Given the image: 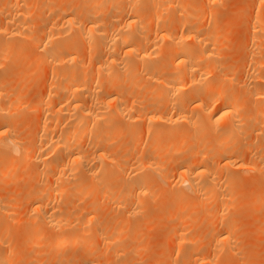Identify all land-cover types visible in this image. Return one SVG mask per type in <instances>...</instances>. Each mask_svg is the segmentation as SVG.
<instances>
[{
    "label": "bare ground",
    "instance_id": "6f19581e",
    "mask_svg": "<svg viewBox=\"0 0 264 264\" xmlns=\"http://www.w3.org/2000/svg\"><path fill=\"white\" fill-rule=\"evenodd\" d=\"M42 1H39L43 3L41 5L37 0L0 2V69L2 70L3 63L10 57L8 53L15 48L14 46L18 47L15 48L16 54H19L23 48L27 49L23 46L21 48L19 44L21 41L31 42L28 50L32 54L28 53L31 54L30 57L34 53V56L26 57L25 60L18 58L25 62L20 61V64L22 63L20 65L18 60L19 71L23 73L19 72L21 75L18 79L16 77L19 73H16L14 80L17 81L16 84L22 80L24 85L25 82H29L28 78H31L32 82L34 80L40 82L43 79V75L39 74L40 77L37 75L38 78L33 79L35 69L33 70V66L30 65L37 63L39 66L41 64V67L43 65L49 68L41 73L46 74L49 71V77L48 74L45 75L47 80L41 81L38 85L35 82L39 90L32 100L30 98L34 96L33 94L29 98L31 100L29 104H27L28 99L22 100L21 97L27 94L26 90L31 87L32 82L25 87L26 92L16 93L14 91L16 84L13 82L11 92L5 87L8 82L5 84L2 81L4 80L2 77L6 74L0 73V184L4 182L6 185L8 179L6 181L5 178L7 176L10 178L12 172H16L15 167L22 164L26 157L33 162L32 170L27 174L32 171L31 175L27 178V175L25 176L29 186L22 193L24 194L22 198L25 199L22 201L27 204L26 206L21 203L25 212L27 210V218L23 222L28 220L33 224L32 227L27 226L29 229L26 232L24 230L23 233L21 232L22 239L29 242L24 245V250L33 251L31 254L38 256L34 251L35 244L38 245L37 241L43 229L48 228L51 234L61 232V234L56 233V236L53 234L50 236L49 244L52 249L64 253L69 248L72 249L75 244L77 246L89 244V250L80 257L83 258L80 264H93V259L98 253L95 252L97 245L95 248L90 245L98 241V238L109 240L107 232L102 231V226L98 222L99 203H95L96 195L107 196V199L118 202L119 207L125 206L128 201H132V204L137 206L138 204L135 203H141V195L149 193L151 197L150 194L153 193L151 189V193L148 192L149 186H152L159 177L163 183L168 184L172 181L169 185L174 184L173 186L177 187L172 194L174 196L171 195L175 211L172 210L169 217L175 219L177 217V220L182 221L183 217L179 218L177 213L180 215L182 209L187 210L183 206L184 203L189 204L188 201L192 202V210L212 209V214L205 212L206 210L203 213L202 217H206L207 221H203L202 217L203 220L198 218L195 221L210 224L209 221L212 219V225H206L208 230H205L202 236L207 237V232L210 238L206 239L210 240L208 241L210 246H213L212 243L216 244L212 247L213 250L208 249L213 253L210 254L209 251L206 255H198L196 252L191 254L192 251H188L190 254H187V249L200 247L199 245L207 243V240L198 238L199 235L193 236V239L189 238L182 227L184 225L178 223L181 227L178 224L171 226L168 235L171 236L170 238L175 237L176 243L174 241L173 243L184 254L179 255L180 262L176 255L177 263L174 260L173 264L216 263L214 257L219 254L218 252L222 253L220 254L222 256L227 251L228 256H232L231 252L234 253L237 247L232 243L233 237L236 236L235 225L231 226V217L226 219L229 215L226 211L223 212L229 207L228 188L231 186L229 182L236 177V171L239 173L253 171L261 174L264 168V147L252 146L250 142L240 149L235 139L237 134L242 135L245 127L248 124L252 125L254 121L260 127L255 128L256 125H252H255L254 130L252 129L253 136L256 137L255 133L257 134L261 129L262 122L252 118L259 110H255L257 112H253L255 113L253 116L250 114L254 111V107L250 109L252 101L249 102V99L264 101L261 100L264 99V49L259 48L263 50L260 54L262 58L260 61L256 59V54L259 53L257 47L261 43L259 40L264 32V0H253V9L245 24L247 53L242 66L246 71L242 70L243 73L245 72L243 76L240 72L241 76L238 79L243 78L241 83L235 78L234 73L237 72L233 70L232 65L222 63L221 60H224L225 54L222 47L226 46L222 42H225L226 38L221 31L223 26L214 21L215 18L218 20V14L213 11L218 5V0H82L81 4L76 0L75 3L73 0ZM35 3L40 6L39 10L36 9L39 12L34 10L36 13L32 11ZM47 14L49 16L45 17L46 21L41 22V26L39 25L37 29L35 26L40 24V20ZM222 22L221 25L226 24L225 21ZM220 38L225 40L222 41ZM221 55L223 58L220 57ZM11 56L14 59L13 63L17 61L14 58L17 55ZM25 70L30 74L33 71L32 77L29 74L28 77L24 76L23 74L27 72ZM6 71L3 68L2 72ZM11 75L13 74L10 73ZM237 84V89L241 86L240 90H235ZM242 95L249 98L247 103L250 107L247 108L248 105L238 101ZM240 102L241 106L243 104V109L240 108ZM26 109L31 110V113L35 112L34 120H29L36 125L34 132L30 123V129L27 127V130L26 125L24 127L28 133L23 130L26 135L31 134L29 137L19 131L22 130L19 129V124L23 115L20 111L25 112ZM239 109L244 110L245 113L248 111L246 114L250 116L243 115L244 112ZM114 119L125 123L130 119L139 124L142 121L148 135V147L139 151L140 153L134 157L132 152H127V155L126 152L120 151L121 149L110 150L108 141L111 139L101 137L113 130L112 126L117 121ZM132 128L129 130L128 127L127 133L132 136V140H136L133 138H137V135L139 137V133L136 134L134 129L131 130ZM142 129L138 131L143 133ZM170 136L172 138L175 136L174 139H177L174 142L172 140L173 143L165 144V137ZM179 151H188L189 154L183 159L172 158L171 155H176ZM20 154H23L24 158L19 160L17 157ZM120 162L123 163L122 166H119ZM127 167L131 170L128 174L141 170L144 173L136 177H132L131 174V178L130 175L126 177ZM169 169L172 173L168 171ZM113 170L118 175H127L122 177L119 175L121 178L117 175L114 183L111 184L110 177L114 176ZM94 181H97L96 187L98 185L102 188L104 185L101 194L99 193L101 189L99 187H97L99 190L96 189ZM96 191L98 193H95ZM72 192H75L77 199H81L78 197L80 195L90 196L91 200L89 197L86 199H89L90 207L88 206L83 215L82 222L79 217L74 220L75 222L69 220L71 208L76 206L74 204L76 198H73ZM2 195L0 196V264H11L13 261L10 262L9 256L18 250H16L17 245H15L16 249H11L10 243L7 246L11 223L7 225L4 220L9 215L6 209L8 207L5 208L1 204ZM62 206L65 210H62ZM126 211H129V208ZM210 214L213 218L209 220L207 218ZM9 219L8 217L7 220ZM186 221L188 223L189 220H185L184 223ZM192 221L188 224H193ZM65 229L68 231H64ZM88 232H93L92 236L87 235L89 239L85 237ZM194 237L196 240L198 238L197 242ZM50 238L48 236V239ZM40 239L38 242L41 243ZM105 240L102 239V243ZM198 241L204 242L199 244ZM180 247L186 250H181ZM220 247L225 248L226 251ZM24 250H20V253ZM67 258L65 257L66 260ZM230 258L226 257L224 260ZM222 260L220 264H223Z\"/></svg>",
    "mask_w": 264,
    "mask_h": 264
},
{
    "label": "rangeland",
    "instance_id": "374dc122",
    "mask_svg": "<svg viewBox=\"0 0 264 264\" xmlns=\"http://www.w3.org/2000/svg\"><path fill=\"white\" fill-rule=\"evenodd\" d=\"M1 1L2 0H0V2ZM37 1H38V3H40L39 2L40 0H37ZM81 1L82 0H76V2H78V4L79 3L81 4ZM42 2H44V0ZM219 2L220 1L218 0V5H216L217 7L215 6L216 7L215 9L213 7L212 8L214 9L213 11L216 13V15L218 14V16H217L218 20H216V18H215L214 21L219 22V24L218 23L217 24L220 25L221 27L223 26L222 30L221 29H219V30L223 31L222 34H224L225 38H226V40L224 38H220V40L222 39V41L225 40V42H222V43L226 44V46H223L224 44L222 45L224 47V48L222 47V49H224L223 51L225 52L226 55L224 54V60L221 59V58L220 59L222 60V63H225V64L227 63L230 66L232 65L233 70H235V72H237V74L234 73V76H235V78L237 80H239L238 82L241 83V80H243V78L242 79H238V78H240L241 73H242V76H243V74L245 73V72L243 73L244 70L246 71L245 67L242 66V63L244 62V57H245V55L247 53V48L245 46V40H246V34H247L246 33L247 31L245 29L247 27L245 26V24L248 22L251 10L253 9V7H252L253 6L252 5L253 4V0H221V2L220 3ZM36 3L34 4V8L35 9L33 8L32 11H34L36 9H38V10L40 9V6H38ZM73 3H75V0H73ZM41 4H43V3H40V5ZM36 5L38 7H36ZM38 10H36V11H38ZM34 13H36V12L34 11ZM34 13L32 14L33 17H34ZM48 16H49V14L45 15L41 20L39 19L40 20V24H37V26H35V27L37 28V27H39V25L41 26V24L44 22V20L46 21V18ZM39 20H37V21H39ZM224 21L226 22V24H224V25L222 24L221 25V22L225 23ZM213 24L216 25L215 23H213ZM218 25H216V26L219 27ZM223 28H224V30H223ZM262 33H263V35L261 34L262 35L261 37L264 36V32H262ZM258 37H260V35ZM261 37H260V40L258 39L261 42V43H259V47H257L258 45L256 46L258 48L257 50H259V53L258 52H256V53H258L259 55L263 53L262 52L263 50H261L259 48L264 49L263 48L264 47L263 46L264 38L261 39ZM259 41H256V42H259ZM30 43H31L30 41H28V42L21 41L19 43L21 45V48H23V47L26 48L27 47V49H24V48H23V50L21 49L22 51H19V54L18 53L16 54L17 50L15 49V48H18V47L14 46L15 48L11 49L9 51V53H8V55L10 57H8L5 60V63H3L2 70L0 69V73L1 74L2 73H3V75L6 74L4 77H2V79H4L2 81L5 84H6V82H8V83L11 82V83H9V84L7 83V85H5L7 90H10L11 92L13 91L12 87H13V82H14L15 77H16L15 75H17L19 72L20 73L22 72V71H19L20 67L18 66V64H20V61H21L19 59H23L24 58V60H25L26 57L28 58L32 54V52L30 50H28V46L30 47ZM19 44H17V45H19ZM256 44L257 43H255V45ZM32 50H33V48H32ZM223 51H222V55H223ZM21 52H22V54H21ZM28 52L31 53V54H29ZM15 54L17 55V57H14V58L17 61H15L13 63L14 59L11 58L12 57L11 55L16 56ZM27 54H29V55L27 56ZM258 54H256V57H257L256 59L258 61H260L261 58H262V55L259 56ZM222 55L220 57H222ZM33 56H34V53H33ZM33 56H31V57H33ZM10 58H11V60H10ZM18 60H19V63H18ZM24 60H22V61L25 62ZM223 61H225V62H223ZM11 64H13V66ZM36 65H37V63L33 64V65H30L31 67L33 66V70L35 69L34 70L35 71L34 72L35 76L32 75L33 71L30 74V73H28V70H25L27 72H25L26 74L24 73L23 75L24 76L26 75V77H28L27 75L29 74L30 76L31 75L33 76V79L34 78L36 79L37 75L39 74L40 76L43 75L42 76L43 79L41 78L42 80H40V82L43 81V80H47L46 79L47 77L45 75L48 74L47 76L49 77V71L46 74H45V72L49 68L48 67L45 68L43 65L41 67V64H40V66L38 64L37 66L39 68L37 69ZM30 66L28 67V69L31 68ZM225 66H227V65H225ZM7 67H9V69ZM229 67H227V68H229ZM0 68H1V66H0ZM3 68H4V71L9 70L10 73L13 74V75L10 76V73L8 74L9 71L2 72ZM40 68H43V69H40ZM232 68L230 70L233 73L234 71L232 70ZM242 68H244V69H242ZM43 70H45V72H44V74H41L43 72ZM225 71H226V73L227 72L229 73L228 70H225ZM225 71H223V72L225 73ZM20 73L18 74L16 79L19 78V75H21ZM232 73H230V74H232ZM39 75H38V77H40ZM28 80H29V82H32V81H30L31 78L30 79L28 78ZM18 82H19L18 84H16L17 81L14 82L16 84V85L14 84L16 86L15 89H14L15 93L19 92V91H21V92L25 91V89H26L25 87H28V83H29L27 81V83L25 82L24 85H23L22 80L18 81ZM33 82H34V84H33ZM33 82L31 84V87L27 88V90H26L27 94L25 93L24 97H21L22 100H24V98L29 100V101H27L25 99L28 102L27 104H29V102L36 96V92H37V90H39V86H36V85H38L40 82L37 81V80L36 81L34 80ZM35 82H37V84ZM240 83H238V84H240ZM238 84H237L235 90H238V89L240 90L241 86H239V88L237 89ZM260 84H261V82H260ZM29 85H30V83H29ZM33 86H35V88ZM34 89L36 91H34ZM32 94L34 96H32ZM31 96H32V98H30ZM247 98L248 97L242 95L240 100L238 98V101H241L244 105H248L249 103H247L248 102ZM250 100L253 102L256 99H249V102H251ZM261 100H264V99H261ZM256 101H258V102H256ZM256 101H254L253 104H252V102L250 103L252 107L249 106L250 104L248 106H246V107L247 108L250 107V109L254 107L253 108L254 111H251L252 113H250V110H249V113L252 116H253V114H255L253 112H257L255 110H257V109L259 110L257 112V114H255V116L257 115V117L253 116L252 118H255V120L258 119L260 122H262V123H260L261 124V129L259 128L260 130L257 131V134L255 133L256 137L253 136V133H252V129L254 130L253 127L256 125L255 126V128H256L259 125L258 123H257L258 125L255 124V121H254V123H253V124H255L254 126H252L253 124L252 125L248 124L249 126L247 125L245 127L244 133H246V134H244V133L242 135L237 134L235 136V139L237 141L236 143L238 144V146H240V149H242V147L244 148V146L249 145L250 142H252V146H254V145L256 147L259 146L258 148H261V147L263 148L264 147V101L259 102L260 100H258V99ZM241 102H240V108L242 107V109H243V104L241 106ZM246 107H245V109H246ZM20 110H22V109H20ZM26 110L29 111L28 109H26ZM27 111H25V112L24 111H20L21 113H23V115L20 112L16 111V112H18V113H20L22 115L21 120H22L23 116L25 115L24 116V120H22V122L20 120L21 124H19V129L22 128V130H19L20 133H23L25 135H26V133H28L27 130L30 129V126H32L31 129H32L33 132H34V128L36 127L35 123L30 122V121L34 120L35 112H33L34 113V115H33V113H31L32 111L30 110L31 112L29 111V113H31V114L29 115V113ZM240 111L244 112V110L243 111L240 110ZM15 113H13V114H15ZM25 113H27V114H25ZM246 113L244 112V114L243 113L242 114L243 115H247L249 117L250 114H246ZM132 115H134L133 112H132ZM26 119H27L28 122L26 121ZM114 120H117V119H114ZM114 120H113V122H115ZM24 121H26V122H24ZM120 122L123 123V124H120ZM29 123H30V126H29ZM31 123H32V125H31ZM135 123H137L139 125V128L136 129V127L138 125L135 124ZM25 125H26V129L28 127L27 130L24 128ZM143 125H144V123H142V121L139 124L138 122L132 121L130 119L126 123L117 120L116 123H114V126H112L113 130H110V132L107 135H103L102 136L100 134V137L102 136L101 138H103V139L105 138L107 140L108 139L112 140V141L111 140L108 141L109 144H110L109 145L110 150L121 149L120 151L126 152L127 155H128L127 152H129V153L132 152V157H134L135 155L140 153L139 151L145 150L146 149L145 147H148L147 146L148 145L147 144L148 143L147 142L148 135L146 133V130L143 128L145 125L144 126ZM133 126H135V127H133ZM114 127L116 128L117 131L114 129ZM128 127H129V130H130V128L133 127L131 130L134 129V132L136 134L139 133V137L137 135L136 136L137 138H133V139H136V140H132V136L127 133V131H129V130H127ZM258 127H260V126H258ZM121 128H122V131H121ZM138 129H142L141 131H143V133L139 132ZM23 130L24 131L26 130L25 131L26 133H24ZM248 131H250V132H248ZM121 132L124 133V134L123 135L120 134ZM259 132H262V133H259ZM25 135H23V136H25ZM30 135L31 134L26 135V136L29 137ZM174 138H175V136H173V138L171 136L167 137V138L165 137L164 143L165 144H170L172 142V140L174 142L177 139V138L176 139H174ZM134 141H137V143L134 142ZM122 146H124V147H122ZM138 148H140V149H138ZM133 150H134V153H133ZM188 154H189L188 151H182V152L179 151V153H176V155L172 154L171 156H172V158H174V159L176 158L178 160V159L185 158ZM21 158H24L23 154H20L17 157V159H19V160ZM30 160H29L28 157H26L25 161H22L23 162L22 164H18L15 167L16 172L13 171L10 178H8V176H7V178H5L6 181L8 179V181L6 182L7 187H6V185H4L5 184L4 182H2L0 184V190L2 189L0 192L4 191V192H2L3 195H2V193H0V196L2 195V197H3L2 200H1V202H2L1 204L5 208L8 207V208H6V209H8V213L7 214L9 215L8 217L11 219V220L10 219L7 220L8 217L4 218L6 224L7 223L9 224V222L11 223V224H9V227H10V229H9V239L10 240L9 241L7 240V246H9L8 243H10L11 249H16L17 248L16 250H18L17 251L18 253L16 252L17 255H16V253H14L15 255L12 254V256L10 255L11 257L9 256V260H10V262L13 261V262H11V264H29V263H31V264H34V263H37V264H39V263L40 264H56L57 262H58V264H62V263H64V264H80L82 262V259H83V258H80V257H83V254H85V252L87 250H89V248H90L89 244L78 245V246L75 244L76 246L73 245L71 247L72 249L69 248L64 253H58L54 249L51 248V246H50L51 244H49V243H51L50 236H53V235L56 236L57 234H61V232L57 231L56 232L57 234L56 233L55 234L52 233L53 234L52 235L51 231H49L47 227H46L47 228L46 229L47 232H45L46 230L44 228L43 232L42 233L40 232L41 235H40V233L38 234V236L39 235L41 236V237L39 236V239L43 238V239H40L42 244L40 242H38L39 239L37 241L38 245L35 244V246L37 248L35 247L34 251H36L35 254H38V256L37 255H32L31 253L33 251L29 252V251H25L24 250L25 249L24 245L28 244L29 242L26 241V240L24 241L22 239V237H21L22 236L21 234L24 231L26 232L27 229H29L27 226L32 227V225H33L28 220L26 221V222H28L27 225H26V222H23L27 218V215H26L27 210L25 212V209H23L24 207H22L23 204H26V203L23 202V201H25V199L22 198V196H24V194L22 195V193L25 190V188H28V186H29L27 184L29 181L25 179V176L29 173L30 170H32L31 168L33 167V162L30 161ZM122 165H123V163L120 162L119 166H122ZM127 169H128L127 170V174H128L131 170L129 169V167H127ZM141 171H135V172L132 171V173H130V174L132 175V177H136V176H139L140 174L144 173L143 170H141ZM168 171L170 172L171 169H169ZM168 171H166V172H168ZM261 171H262L261 174L260 173H254L253 171H251V172L248 171L249 173H247V172H244V173L240 172L239 173V172L236 171L235 174H237L236 177H238V178L235 177L234 178L235 180L231 179V181L229 182L230 185H231L230 188H228V196H229L228 206L229 207L227 206L228 207L227 210L225 209V210H223V212L226 211L227 215H229V216H227L226 219L231 217L230 219L233 220L232 221V220L229 219L231 222L229 220L228 221L230 222V224L232 223L231 226L235 225L234 226L235 230L233 228L232 229L235 231V235L236 236L238 235V236L236 237L232 233V235L236 238L235 239L233 237L232 243H233V245H235L234 247H236V246L237 247H236V249L234 251L235 255H233L234 253L231 252L232 256H228V254H227L228 252L225 250V248L222 249L220 247L223 251H226L225 254L223 253L222 256L224 257V256L227 255L226 257H231V258L224 260L226 258V257H224V259L222 260L223 257L220 255L222 253L218 252L219 254H217V253L216 254L219 255V256L215 255V257L216 256L217 257L216 258L214 257V259L216 260V263H212V264H220L221 260H222V262L224 261L223 264H264V236H263L264 235V177L262 178V176H264V174H263L264 173V168ZM31 172H30L29 175L26 176V178L31 175ZM170 173H172V172H170ZM112 174L114 176L110 177V183L111 184L114 183V179L118 175V173H116L114 171ZM127 174H124V175H120L119 174V175L122 177V176H126ZM130 174H128V176H126V177H129ZM131 175H130V178H131ZM120 176H119V178H121ZM24 179H25V182H24ZM158 179H160V180L158 181ZM9 180H11V181H9ZM237 180H238V182H237ZM26 181H28V182L26 183ZM96 182L94 183L95 187H96V184H97ZM173 182H174V180H173ZM92 183H93V181H92ZM169 183H172V181L169 182ZM169 183L168 184L167 183H163L161 181V178L158 177L157 180H155V182L152 184V186L151 185L149 186L150 187L149 190L151 189L153 194H150L151 197L149 196L148 192L151 193V190H150V191L147 192L148 194H146L148 197L146 195H141L140 196L141 203L140 204H139V202L135 203V204H138L139 206L138 205L136 206V205L132 204V201L131 202L128 201L129 202L128 204L125 203L126 204L125 206H123V205L121 206L120 205L121 207H119L118 206V202H116V201L113 202V201L107 199L106 198L107 196L104 195L105 196L104 197V196L100 195L102 197H98L99 194L96 195L97 196V198H96L97 200L95 201V203L96 202H97V204L99 203V207L97 208V213L99 214L98 215V218H99L98 222H100V224L102 226L101 227L102 231L104 230L103 232H107V235H108L107 237L109 238V240L106 241L101 236L102 238L100 237L101 238L100 240H99V238H98V241L95 239L96 241L93 242V245H90V246H94L93 248H95L96 247L95 245H97V248H95V252L99 253V254L96 253L97 255L93 259V262H94L93 264H122L123 262H124L123 264H170V263L173 264L174 260L177 263V258H176L177 256L176 255H178V261L180 262L179 255L180 254H184V253H182L183 251L181 252L180 249L178 250V247L175 244L176 241L174 240L175 237L174 238H170L171 236L168 235V230L171 228V226L177 225L178 223H180L181 225H184L182 227L185 230V234L190 236L189 238L193 239V236L197 237V235H199L198 238H202V240H204V241L207 240L206 238L209 236V235H207V232H206V236L207 237H204L202 235H204L205 230L206 231L208 230L207 226L208 225H212L211 224L212 223V219L211 218H213V216L211 217V214H212L211 210L212 209L210 208V210H209L207 208V210H209V211H207L206 209H205L206 211L204 210L205 212H209V213L211 212L210 217L208 216V218H207V219H209V218L211 219V221H209L211 223L210 224L207 223L208 225L205 222L201 223L202 221H200V219H199L200 223H196L197 221H195V220L198 219V218H201L204 215L203 213H205V212L202 211V210H198V208L195 209V207H193L195 210H192L191 209L192 208V205H191L192 202H190V201H188L189 204H185L184 203L183 207H185V209H187V210H183V209H182V211L179 210V211H181L180 215H179V213H177L178 217L180 216L179 218H181V216L183 217L182 221H181V219L177 220V217H176V219H175V217H171V216L169 217V214L172 213L171 211L173 210V207H174V203L171 202V200L173 198L172 196H174L172 194L175 193V190L177 189L176 186H173L174 184L173 185L172 184L169 185ZM1 185H4V186L2 187ZM99 185H101V184L99 183ZM107 185H109V184H107ZM107 185H105V186H107ZM97 187H99V189H101L100 190L101 192L99 191V193L101 194L102 191L104 190V185H102V188H100V186H98V185H97ZM97 187H96V189H98ZM111 187H112V185H111ZM256 190H258V191H256ZM6 193H8V194H6ZM13 193H14V195H13ZM74 193L72 192V194L74 195L73 198L74 197L76 198V200H74V202H75L74 204L76 206L71 208L70 219L69 220L72 222V221L76 220L79 217V219L82 222V221H84V216L83 215H85L86 210L88 209V206H89L90 196H87V197H89L88 200H86L87 197H82V195L78 196V197H81V199L80 198L77 199L76 194H74ZM95 193H98V192L96 191ZM94 198H95V194H94ZM0 199H1V197H0ZM7 199H10V200H7ZM258 201H259V203H258ZM21 203H23V204H21ZM130 203L132 204V207H131ZM190 205H191V207H189ZM26 206H27V204H26ZM187 207H189V208H187ZM128 208H129V211H126V210H128ZM179 209H181V208H179ZM62 210H65L64 206H62ZM173 211H175V210H173ZM179 211H177V212H179ZM223 212H222V214H224ZM209 213H207V214H209ZM72 216H73V218H72ZM225 216H224V218H225ZM202 218H204V217H202ZM205 218H204V220L203 219L202 220L203 221H207ZM226 219H225V221H227ZM19 220H21V221H19ZM185 220H189V221L194 220V222L192 221L193 224H188L189 221H188V223H187V221L184 223ZM229 222H227V224ZM12 223H13V225H12ZM180 224H178V226H180ZM106 228H107V230H106ZM111 229H112V231H111ZM64 231H68V229H65ZM10 233L13 235V237H12V235ZM91 233H93V232L86 233L85 237L87 238V235H89ZM10 235H11V237H10ZM17 235L19 237H17ZM44 236H46V237H44ZM48 236H49L50 239H48ZM91 236H92V234H91ZM45 238H46V240H44ZM169 238L171 240H169ZM198 238H197V240H198ZM209 238L210 237H208V239ZM15 239H17V240H15ZM87 239H89V238H87ZM102 239L105 240L103 243H102ZM195 240H196V238H195ZM197 240H196V242H197ZM199 240H201V239H199ZM17 241H18L19 244L18 243L15 244ZM173 241L175 243H173ZM208 241H210V240L206 241L208 244L207 243H203V242H202L203 243L202 244L200 241H198V243L199 244L201 243L202 245H199L200 247H197V248H195L193 250H188V249L186 250L185 248H181V247L180 248H181V250L182 249L186 250L187 254H190V252H188V251H192L191 254H196L197 253L198 255L199 254L200 255H202V254L206 255V254H208L209 251H210V254H212L213 253L212 250L214 249L212 247L214 245H216V244L212 243L213 246L212 245L210 246V242H208ZM106 242H107V244H106ZM40 244H41V246H40ZM108 244H109V246H108ZM15 245H17L16 248H15ZM133 245H134V247H133ZM82 246H84V247H82ZM45 247H46V249H45ZM176 247H177V249H176ZM211 248H212V250H208V249H211ZM20 250H24V251H22L20 253ZM100 250H101V252H100ZM236 250H237L238 254L236 253ZM43 252L47 253V254H44ZM54 252H56V254L58 253L57 256H56V254ZM175 252H177L178 254L175 253ZM194 252H196V253H194ZM252 252H254V254ZM42 253H43L44 256L42 255ZM48 253L50 255H48ZM102 253H103V255H102ZM51 254H53L52 257H50ZM231 254L229 253V255H231ZM248 255L250 257H248ZM15 256L19 257L20 259L19 258L17 259ZM48 257H49V259H48ZM54 257H57V258L54 259ZM65 257L66 258L69 257V258H67V260H66ZM220 258H221V260H220ZM28 260H30V261H28ZM64 260H66V261H64ZM213 262H214V260H213Z\"/></svg>",
    "mask_w": 264,
    "mask_h": 264
}]
</instances>
